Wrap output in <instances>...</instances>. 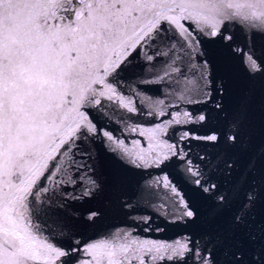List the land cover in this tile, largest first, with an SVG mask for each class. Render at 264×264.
<instances>
[{
  "label": "snow or ice",
  "instance_id": "6c2138e0",
  "mask_svg": "<svg viewBox=\"0 0 264 264\" xmlns=\"http://www.w3.org/2000/svg\"><path fill=\"white\" fill-rule=\"evenodd\" d=\"M258 40L264 0H0V264H264Z\"/></svg>",
  "mask_w": 264,
  "mask_h": 264
},
{
  "label": "water",
  "instance_id": "95a60500",
  "mask_svg": "<svg viewBox=\"0 0 264 264\" xmlns=\"http://www.w3.org/2000/svg\"><path fill=\"white\" fill-rule=\"evenodd\" d=\"M257 47L258 48H264V40H258L257 41ZM236 66H237V70L239 71L238 63ZM107 223L108 224H119L120 221L118 219H115V220H109ZM88 235L91 236V235H94V233L90 232Z\"/></svg>",
  "mask_w": 264,
  "mask_h": 264
}]
</instances>
